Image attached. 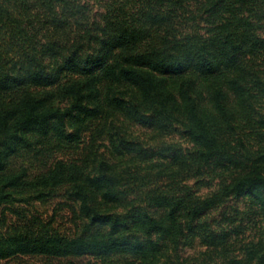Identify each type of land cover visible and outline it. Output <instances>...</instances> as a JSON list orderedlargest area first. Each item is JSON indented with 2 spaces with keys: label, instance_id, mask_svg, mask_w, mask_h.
<instances>
[{
  "label": "trees",
  "instance_id": "obj_1",
  "mask_svg": "<svg viewBox=\"0 0 264 264\" xmlns=\"http://www.w3.org/2000/svg\"><path fill=\"white\" fill-rule=\"evenodd\" d=\"M62 187L74 236L11 208ZM0 207V261L264 264V0H0Z\"/></svg>",
  "mask_w": 264,
  "mask_h": 264
},
{
  "label": "rangeland",
  "instance_id": "obj_2",
  "mask_svg": "<svg viewBox=\"0 0 264 264\" xmlns=\"http://www.w3.org/2000/svg\"><path fill=\"white\" fill-rule=\"evenodd\" d=\"M171 141L177 142L184 147H187V142L178 137L171 138ZM83 145L78 149L66 148L58 145L53 139H45L41 144L36 146L31 151H22L20 154L12 158L10 168L12 170H18L23 167L29 169L31 174H38L44 172L48 167L58 159L65 161H71L80 158ZM67 187L57 189L50 197L41 202H34L33 206H26L24 204H16L11 208L14 211L22 213L24 218L32 219L39 218L44 223H51V228L56 232L74 236L80 232L82 222L78 217L77 204L67 198ZM203 193H207L204 190ZM243 209L242 204L239 206ZM4 207H0V214L4 210ZM7 218V225H11L17 220V217L10 212L4 210ZM200 248L188 249L185 251L184 258L193 256ZM131 260L129 255H113L104 259L95 258H82V259H52L44 257H20L8 261H0V264H24L36 263V264H86L91 262L92 264H125Z\"/></svg>",
  "mask_w": 264,
  "mask_h": 264
}]
</instances>
